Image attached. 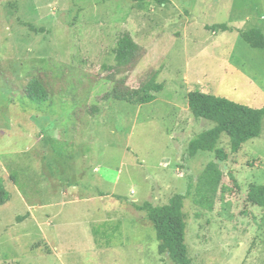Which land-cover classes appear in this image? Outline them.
<instances>
[{"label":"rangeland","instance_id":"rangeland-1","mask_svg":"<svg viewBox=\"0 0 264 264\" xmlns=\"http://www.w3.org/2000/svg\"><path fill=\"white\" fill-rule=\"evenodd\" d=\"M218 24L264 32V0H0V264H177L147 208L171 200L191 264H264V207L247 197L264 185V120L237 152L221 135L225 160L190 154L215 125L192 114L190 91L264 107V47ZM153 74L152 102L107 96ZM35 76L42 103L24 93ZM131 215L145 247L106 260L88 220Z\"/></svg>","mask_w":264,"mask_h":264},{"label":"trees","instance_id":"trees-1","mask_svg":"<svg viewBox=\"0 0 264 264\" xmlns=\"http://www.w3.org/2000/svg\"><path fill=\"white\" fill-rule=\"evenodd\" d=\"M164 3V1H160ZM224 31L238 30L245 41L255 48L264 47V32L261 28L242 30L226 24L213 26ZM155 74L145 84L142 92L133 91L127 86L116 84L107 94L117 100H124L135 104H145L157 98V94L164 88L162 83L155 81ZM25 95L35 103L48 100L50 90L40 76H35L25 86ZM188 107L197 118H204L215 125L190 142V154L198 151H217V157L225 160L227 154L221 148H216L221 135L226 133L230 137L231 147L237 152L243 143L261 134L264 120V107H251L233 101L229 98L215 94L193 90L188 93ZM248 199L264 207V185L252 184L248 191ZM10 198V192L2 185L0 179V205ZM153 213L149 214L150 221L154 225L156 235L160 241L161 251H167L170 258L177 264H191L186 244V223L182 208L171 200L163 206H147Z\"/></svg>","mask_w":264,"mask_h":264},{"label":"crops","instance_id":"crops-1","mask_svg":"<svg viewBox=\"0 0 264 264\" xmlns=\"http://www.w3.org/2000/svg\"><path fill=\"white\" fill-rule=\"evenodd\" d=\"M171 164H173V162ZM122 219L123 216H116L115 218L107 216L104 219L88 220V224L90 225L89 237L91 244L97 246V248H95L96 251L100 250L103 254L102 256L106 258V260L116 261V256L113 255V253L115 254L118 251L121 253V250H123L122 247H125L124 249L128 248L132 252H137L138 249H142L146 245V235L143 236L141 234L140 228L147 226V224L139 221L137 217L133 215H131L130 218L125 219L123 223ZM97 221H99L98 224ZM125 224L128 226V229L125 228ZM106 225H108L109 228H103V226ZM124 230L126 234L128 232L132 235L128 237L130 242H127L126 240H122V242L118 241L119 235L121 236L124 233L122 239L126 237ZM134 236H137V238ZM60 243L58 244V248L61 249V251H64V246H60ZM124 252H127V250Z\"/></svg>","mask_w":264,"mask_h":264}]
</instances>
